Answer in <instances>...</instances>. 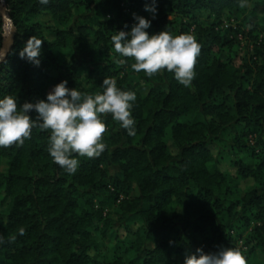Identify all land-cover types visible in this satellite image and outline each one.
I'll return each mask as SVG.
<instances>
[{
    "label": "trees",
    "instance_id": "1",
    "mask_svg": "<svg viewBox=\"0 0 264 264\" xmlns=\"http://www.w3.org/2000/svg\"><path fill=\"white\" fill-rule=\"evenodd\" d=\"M146 4L0 0V53L2 7L14 30L0 98L35 103L64 80L94 94L106 77L136 93V134L104 114L105 151L78 157L73 174L53 163L50 130L0 147V264H184L197 248L220 247L264 264V0H156L155 19ZM233 11L244 16L236 25ZM133 14L152 20L150 35L195 37L189 87L166 69L136 73L115 52L111 36L130 31ZM32 36L43 40L39 66L19 56Z\"/></svg>",
    "mask_w": 264,
    "mask_h": 264
},
{
    "label": "clouds",
    "instance_id": "2",
    "mask_svg": "<svg viewBox=\"0 0 264 264\" xmlns=\"http://www.w3.org/2000/svg\"><path fill=\"white\" fill-rule=\"evenodd\" d=\"M47 4L48 0H40ZM247 0H240V7H246ZM145 11L156 18V0L145 5ZM135 23L130 31L119 30L111 36L112 46L121 57L131 58V69L151 77L161 70L173 74L174 79L189 87L195 77L194 66L201 45L191 33L173 35L167 29L149 34L152 20L133 14ZM127 28V25H125ZM43 40L37 36L28 39L19 52L21 59L35 66L40 65ZM128 63L125 59L117 61ZM68 81L56 84L46 99L37 102L18 103V97L5 94L0 98V147L14 143L22 145L29 139L34 128L50 130L47 151L66 173L73 174L79 167L78 157H99L106 149L103 134L106 131L104 114H111L114 121L126 130L127 135L136 134V121L132 109L136 101L135 91L122 90L114 78L106 77L102 92L86 93L69 88ZM37 113L33 119L30 113ZM184 264H246V254L240 247H220L217 251L196 252L186 255Z\"/></svg>",
    "mask_w": 264,
    "mask_h": 264
},
{
    "label": "rangeland",
    "instance_id": "3",
    "mask_svg": "<svg viewBox=\"0 0 264 264\" xmlns=\"http://www.w3.org/2000/svg\"><path fill=\"white\" fill-rule=\"evenodd\" d=\"M243 18H244V16L238 15L237 13H235V11L227 14V16H226V19H229L228 22L232 23L234 25L238 24V22H240ZM45 19L46 18H42V20H45ZM11 31H12V24H11L9 19H6V22H5V36L7 38L11 35ZM245 32L249 33L248 29H245ZM248 45H249V41L245 40V38H244L242 40V43H241L240 47H239V50L247 52L248 49H249ZM0 169H4V162H2L0 164ZM176 209L179 212L181 211L180 208H176ZM122 232H124V231L122 230ZM122 234H124V233H122ZM107 243L109 244V247H112V246L115 245V244H112L110 242H107ZM258 258H259L260 261H264V255H260Z\"/></svg>",
    "mask_w": 264,
    "mask_h": 264
},
{
    "label": "water",
    "instance_id": "4",
    "mask_svg": "<svg viewBox=\"0 0 264 264\" xmlns=\"http://www.w3.org/2000/svg\"><path fill=\"white\" fill-rule=\"evenodd\" d=\"M1 11H2V13H3L4 19H5V22H6V19H9V18H8L7 15H6V12H5L4 7H2ZM10 22H11V21H10ZM11 24H12V23H11ZM13 36H14V30H13V27H12L11 35H10L8 38L5 36L6 40H5V42H4L3 49H2V51H1V53H0V62L2 61V59H3L4 57H6L7 52H8V50H9L10 46L12 45V43H13Z\"/></svg>",
    "mask_w": 264,
    "mask_h": 264
}]
</instances>
